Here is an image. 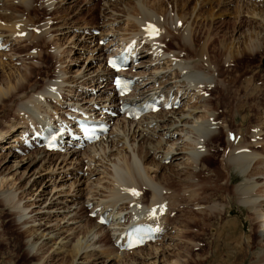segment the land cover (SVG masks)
Here are the masks:
<instances>
[{"label": "bare ground", "instance_id": "bare-ground-1", "mask_svg": "<svg viewBox=\"0 0 264 264\" xmlns=\"http://www.w3.org/2000/svg\"><path fill=\"white\" fill-rule=\"evenodd\" d=\"M59 1L63 4L75 5L77 0ZM113 1L102 0L105 13L101 15L103 22L100 26L85 27L86 25L76 26L59 16L57 13L59 4L55 3V0L38 2L45 10L50 9V12L41 23L31 25H27L30 21L29 19L26 21L24 17L35 12L34 3L37 0H0V39L3 45H7V51L10 52L7 54L5 51H0V115L7 118L1 122L2 127L0 126V148L4 150L0 154L2 155L0 157V199L10 207L15 223L22 228L26 238L24 242L28 247L27 252H31L38 243L41 247L53 250L46 258L42 257L43 255L39 257L43 259L42 264H52V261L54 263L55 257L59 255L63 256L61 264H192L193 255L189 252L193 248L199 250L205 245L199 241L194 244V240L190 239V225L204 222L203 219H195L197 215L202 217L204 213L215 215L222 211L224 213L234 211L236 210L234 201L241 198H244V203H250L251 220L257 229L255 234L258 243H263L264 121L253 127L257 129L252 134L255 144L250 147V145H241L238 135L234 138L232 136V143L230 142L231 134L229 130H225V124L228 121L223 117L220 123L222 126L219 128L224 130L225 137L229 139L220 160V171L226 173L223 175L220 171H214L208 166L210 162H215L214 156L217 152L219 153L215 150H218L220 145H211L210 150L214 151L213 154H208L210 150L206 148L217 138L219 128L215 125L218 123H213L217 119L213 117L210 119L205 113L195 116L198 105L191 107L188 104L198 103L203 93L209 92L208 89L212 93L219 87L228 100L224 107L227 110L226 115H241L245 112L251 116L258 109L261 99H264V80L259 81L257 88L254 76L243 83L239 79L222 77L223 71L220 70L215 56L217 54L219 58L224 57V64H233L239 69L241 64L249 66L243 62L248 61L253 64L258 60V56L264 55V0H238L237 2L241 3L239 6L234 5L236 0H216V6L209 7L208 10L204 8L213 0H130L131 2L123 5L127 11L124 10V14L123 12L115 13L114 9H110L113 7ZM192 2L194 4H190ZM6 3L13 5L7 7ZM231 5H234L230 8L236 15H231L233 21L219 19L224 14L227 16L231 14L226 9L221 10L222 6ZM8 11H12L10 17L7 15ZM5 18L16 19V22L8 24ZM49 19L59 23L56 31L48 25ZM217 19L219 22H216ZM22 20L26 22L23 23L24 28L20 26L21 24L19 25V22H23ZM207 22L210 24L208 25ZM120 24L123 26H115ZM199 25L205 27L204 35L201 36L204 42L199 52H196L200 39L195 32V27ZM214 25H216L215 28L212 27ZM28 26L32 29L31 32H28ZM149 26L158 29V34L153 33ZM231 26L232 29H229ZM244 26L246 30L236 38L238 30ZM94 30H99L97 39L93 35ZM35 31H38L40 35ZM46 31L52 32L47 34ZM85 31L90 36L83 37ZM54 32L63 37L53 36ZM72 33V37L68 39ZM46 36L49 37L46 39ZM168 36H173L177 40L175 51L168 50L167 46L162 47ZM69 40L74 46L88 48L93 61L88 60L87 64L84 63L82 70L77 72L78 75L69 79L63 76L65 74H60L63 73L60 68L56 69L54 76L46 78L43 82L44 86L36 90L32 69H36L35 75H39L41 62L46 57H51L55 64L61 65L60 60L65 53L62 47ZM100 40L106 41V45L100 47L97 44ZM25 43L36 46L33 48L36 49L34 56H30L27 52L22 58L18 56L15 49L26 46ZM88 43L95 44L88 47ZM127 43H134L135 54L144 51L148 54L142 57L145 58L143 59L145 63L138 65V68H141L140 71H137V68L135 72H132V68L128 72L135 79L136 86L127 99L140 103L149 93L161 91L166 94L171 93L174 100L186 98L188 100L186 106L170 112L149 115L137 122L123 118L116 120L115 128L102 142L81 153L70 150L61 155L36 150L28 154L22 149L24 153L19 154L16 150L17 147L21 148L18 137L23 132L31 131L32 127L37 129L42 125L44 119L50 117L53 112L50 109H54L55 106L59 110L67 108L68 111L78 105L88 112L99 114L103 113L105 106L115 107L116 98L110 99L109 81L102 82L98 86L96 83L100 79L106 81L110 76V71L105 66V52H111ZM49 48L53 49L52 54L45 53ZM244 50L248 53H243ZM181 53L184 55L181 56ZM237 55L239 57L235 58ZM2 58L9 59L10 63L12 59L15 63L21 62L23 68H13L7 73L3 70L5 66H9V63L2 62ZM34 61L37 62L36 65L32 63ZM240 82L242 85L238 86ZM26 88H29V91L26 92ZM28 104L31 106L28 107ZM209 105L208 108L207 105L204 107L209 112L217 110ZM57 108L54 110H58ZM65 112L61 111L63 114ZM249 115L244 116V122L246 119L250 121L255 119ZM105 117L108 116L105 115ZM13 128H19V131L8 141ZM177 132H184L182 134L184 136L178 135L176 139ZM185 136L187 140H183ZM260 137L262 139L258 141ZM105 142L108 143L106 148L103 145ZM178 142L181 145H176ZM119 145H121L120 148H118ZM97 146L98 148L101 146L99 150ZM129 147L132 152L136 147L139 160L133 157V161L129 158L132 156L131 152H128ZM202 149L204 153L200 152ZM242 149H249V152L244 154ZM150 152L158 158L157 162L155 159L151 160V163L148 162L147 156H150ZM237 152L242 154H236ZM128 153L130 156L126 158L125 155ZM132 154L134 156V152ZM179 154H182V157H179ZM183 158L184 167L183 169L179 167L181 169L178 170L181 174L177 173L175 177L158 176L157 173L165 169V166L161 164L163 160H169L171 164L174 160ZM196 161H200L202 166L198 172H192L189 169ZM179 165L180 163L176 166ZM22 168L23 172L20 173ZM231 168L238 169L241 173L248 168L251 169L242 174L245 183L233 190L229 189L232 176L228 173ZM29 172H31L29 178L33 177L30 184L32 187L43 181L41 187L44 193L37 194L35 197V200L43 198L40 204H36V201L28 203L34 194L30 196L27 190L15 186L13 177L21 174V177L25 178ZM200 172H208V177L215 178L214 181L217 183L214 186H210L208 182L201 183L198 178ZM69 178H73V182L68 184L66 180ZM219 181L223 183L220 184ZM178 183L181 190L177 187L178 190L174 188L172 192L171 188ZM258 184L259 187H257ZM83 185L85 186L82 187ZM143 187L147 188L151 195L146 205L142 202V195L145 193L142 191ZM47 188L52 189L47 192ZM132 189L138 191V196L129 192ZM208 189L212 190L220 201H225L226 206L223 210L221 204L206 205L205 201L209 200ZM179 198L181 202L177 201ZM260 198L261 201H259ZM23 201L25 203L22 204ZM33 205L35 209L29 211ZM184 206L187 210L179 212L180 217L184 218V225L180 228L183 219L180 220L179 217V227L176 230L173 225V227L170 226L171 221L170 219L168 221L164 213L173 211V218H175L176 208ZM104 210H108V217L114 220L108 228L98 224V217L95 218V222L89 217L94 213L99 216ZM85 219L88 221L87 225H84ZM162 219L169 222V230L173 228L176 230L174 236H169L167 225L163 227ZM233 219L235 218L231 220ZM141 221L152 223L160 231L157 242L130 252L120 251L114 245V241L126 231L130 224ZM220 227V230L216 231L215 238L209 243V248L213 250L210 253L211 257L202 259L201 264L244 263L245 259L237 258L236 255L243 253L242 245L252 249L253 242L247 239L242 241L241 236L238 239L235 221L226 222ZM104 230L109 232L110 236L115 235L114 241L110 243V246H96L102 244ZM98 233L101 234L97 237L98 239L96 237L89 239L90 236H96ZM165 239L171 242V244L168 243L170 251L159 244ZM87 242L93 243L87 244ZM187 243H189L188 252L183 250ZM259 245H263L262 251L257 256L254 255L250 264H264V244ZM90 246L96 249L87 250ZM41 261L37 264H41Z\"/></svg>", "mask_w": 264, "mask_h": 264}, {"label": "rangeland", "instance_id": "rangeland-1", "mask_svg": "<svg viewBox=\"0 0 264 264\" xmlns=\"http://www.w3.org/2000/svg\"><path fill=\"white\" fill-rule=\"evenodd\" d=\"M58 1L59 0H55V3L59 4V9H58V12H57L58 15L64 17L65 19H67L68 22L74 23L76 26H82V25H86L85 27L96 26V25L100 26V24H102V22H103V20L101 19L102 18L101 15L105 13V10L103 9V6H102V3H103L102 0H95V1H91L90 0L89 2H87L88 0H77V1H75V5H73V4H63V2H60V1L58 2ZM237 1L238 0L235 1L234 5H237V6L241 5V3L237 2ZM38 2H40V0H37V2L34 3V11L35 12L24 17L26 19V21H28V19L30 21V22H28L27 25L39 24L44 19H46V17L49 15L48 12H50V9H46L45 10V8L43 6H41L40 3H38ZM129 2H131V1L130 0H114L112 2V4L114 3L115 6L113 4V7H111L110 9H112V10L114 9L115 13L117 12V13L122 14V12H123V14H124V10L126 11V8H124L123 5H125L126 3L128 4ZM190 4H194V2H192ZM216 4H217V1L213 0L210 3L206 4L204 9L208 10V9H210L209 7L216 6ZM10 5L12 7L13 4L12 3H6L7 7H10ZM15 5H16V3H15ZM72 5H73V7H72ZM234 5H231L229 7L228 6L227 7L222 6L221 10L226 9L231 14H229V16L224 14V15H222L221 18L219 17V19H221L223 21L224 20L225 21H227V20L233 21V17H231V15L232 16L233 15L236 16V15L234 14V12L232 13L233 9H231V8ZM117 6H119V7H117ZM7 15L10 17L12 15V11H8ZM219 19H217L216 22H219ZM5 21L8 24H14L13 22H16V19L5 18ZM22 21L23 22H19V25L21 24L20 25L21 27H23V23L24 24L26 23L24 20H22ZM48 21H47L48 25H51L53 27V29L56 31L57 30L56 28H58L59 23L55 22L53 19H49ZM207 24L209 25L210 23L207 22ZM115 26H120L121 27V26H123V24L115 25ZM215 26L216 25H214L212 27L215 28ZM229 29H232V26L229 27ZM27 30H28V32L32 31V29L29 26L27 27ZM245 30H246V26H244V28L238 30V32L236 34V38L238 37V35L240 33L244 32ZM181 31H183V29ZM204 31H205V27H203L202 25L201 26L199 25L198 27H195V32H196L197 36H199V39H200V41L198 42V44L196 46V52H199V49H200V47L202 46V44L204 42V39L203 40L201 39V36L204 35ZM35 32L40 35V33L38 31H35ZM47 32L50 33L52 31H50V32L46 31V33ZM98 32H99V30H98ZM39 35H37V36H39ZM72 35H73V33L70 35V37L68 36V39H70L72 37ZM220 35H222V34H220ZM234 35H235V33H234ZM53 36H55L57 38H62L63 37V35H59V33H57V32H54ZM82 36L83 37H88V36H90V34H87L86 31H85ZM94 36H96V39H97L99 34L96 33V34H94ZM48 37L49 36H46L45 38L47 39ZM167 39H166L165 44L162 45V47H164V46L166 47L167 46L168 50L175 51L176 50L175 45L177 44V40H175L173 36H168ZM70 44H71V42L69 40L62 47L64 49L65 53H64V56L61 57V59H62V60H60V64L61 65L55 64V62L51 60V57H48V58L46 57V58H44V61L41 62V66H40L39 71H38L40 73L39 75H35L37 73L36 69H32V72L34 73L33 82H36V90L41 89L44 86L43 82L45 81V79L53 77L54 73L58 70V68H60V70L63 71V73H60V74H62V75L65 74L63 76L65 78L69 79V78H72L73 76H77L78 75L77 72L82 70V68L84 66V63L87 64L89 61H91V62L93 61L92 60L93 58H91V53L88 51V48L87 49H85V48L83 49L82 47L74 46V44H71V45ZM94 44L95 43H88V47L93 46ZM97 44L100 47H103V46L106 45L105 43L101 44L100 42H97ZM25 45L26 46L18 47L17 49H15L16 53L19 54L18 56H20L22 58L27 53L30 56H34L36 54L35 53L36 49L34 50L33 48L36 47V46H34V45L30 44V43H28V44L25 43ZM7 50L8 49H6L4 51L7 54H9L10 52H8ZM45 53L52 54L53 53V49H50V48L46 49ZM243 53H248V52H247V50H244ZM182 54L183 53H181V56H182ZM263 56L264 55L258 56V60L256 62H254L253 64H252V62H248V61L243 62V63H245V64H247L249 66L241 64L239 69L237 68L236 65L224 64L223 63L224 57H222V58L220 57L219 58L217 56V54L215 56V59H216V61L219 62L220 70L223 71V76L222 77H228V78L232 77V80L239 79L243 83V82L249 81V78L251 76H254V80H255V83H256L255 86L258 88L259 87V81L264 80V64H263L264 57ZM238 57H239V55L235 56V58H238ZM63 58H65V59L63 60ZM45 59H46V61H45ZM143 59H145V58L141 59L142 60L140 62L141 64L145 63L144 62L145 60H143ZM1 60H3L2 62H4V63H9L8 64L9 66L8 67L5 66V68L3 70L5 72L7 71V73L13 68H21V69L23 68L21 62L15 63V62H13L14 59L11 60L12 63H10V60L7 59V58H2ZM32 63H34L36 65L37 62L34 61ZM137 68H138V66H137ZM139 69L141 70V68H138V71H140ZM103 81H104L103 79L98 80L97 83H96V86L101 84ZM241 82L238 83V86L242 85ZM211 87H212V84H211ZM27 91H29V88L28 89L26 88V92ZM207 91H209V92H206L205 94L203 93V95L201 96L202 99L200 98V101L198 103L195 102V103L192 104V102H191V103L188 104L189 106L191 105V107L195 106V104H196V107L198 105V109L194 113L195 116H200L201 114L205 113V114H207L210 117V119H213V118L217 119L216 121L214 120L213 123H215V124L218 123V125L214 124L218 128L222 126L220 123H221V121H222V119L224 117L225 118L224 120L228 121L225 124V130H229V134H231V136H230V138H231L230 142L231 143H232V139L238 135V138L241 139V142H240V144L242 143L241 145H243V146L250 145V147H251V145H254L255 144V139L252 138V134L255 133L257 129H254L253 127H256V125L258 123L264 121V99H261L260 105H259L258 109L254 113L255 117H254V114L251 115L252 118H255V119L253 121H250L249 119H246L245 122H244V116L245 115H249L248 113L243 112V113H241V115L232 114V116L226 115L227 110L224 107H226V102L228 100L225 98V96H223L224 94H222V91H221V89L219 87L216 88L215 92L211 93L210 89H208ZM85 92L87 94V91H85ZM89 96L90 95H88V97ZM187 101H188L187 99L184 100V103H183L182 107L185 104H187ZM208 104L211 105V106L209 105L211 108L213 107V109H217V110L214 111V112H212V111L209 112L208 109H207L208 108ZM205 105H207V108H204ZM30 106L28 104V107H30ZM53 106H55V104H53ZM57 106H59V105H57ZM200 110L203 111V112H201ZM205 110H206V112H205ZM234 115H236V116H234ZM5 120H7V118L2 116V114H1L0 115V126L2 124L1 122H4ZM228 127H229V129H228ZM18 131H19V128H13L11 134H9V136H8V139H9L8 141H10L12 138H14L13 136H15L18 133ZM218 131L219 132L216 135L217 138L213 142H210L209 146L206 147L207 150H210L211 149V145H218V146L220 145L218 150H215L216 152L219 151V153L217 152V154L214 156L215 157V160H214L215 162H210L209 165L207 163L208 166L212 167V169L214 171L217 170V172L220 171V160L222 159L221 158L222 151H225L226 142L229 140V139H227V137H225L226 135L224 133V130H222V128H219ZM182 134H184V132L183 133H181V132L178 133L177 132L176 135H175L176 139L178 138V135L184 136ZM187 136H185L183 140H185V139L187 140ZM232 136H233V138H232ZM112 139H114V138H112ZM261 139L262 138L260 137L258 139V141H261ZM179 142L176 145H178V146L181 145V143H179ZM103 145L106 148L108 143L105 142V144H103ZM109 145H110V143H109ZM120 147H121V145L118 146V148H120ZM97 148H98V146H97ZM99 148H98V150H99ZM130 148L131 147H129V151L128 152L129 153L131 152L130 154L132 156H130V154L128 153L127 155H125L126 158L128 156H130L129 158H131V159L134 157L133 159H136V160L138 159L139 160L140 158H139L138 153L136 152V147H134L135 150H133L134 156H133V154H132L133 152H132V150ZM1 150L2 149L0 148V152H1L0 154H2L4 152V150H2V151ZM248 150L249 149H242V151L245 152L244 154L248 153L249 152ZM200 152L204 153L205 151H204V149H202ZM28 153H32V152H28ZM207 153L208 154L209 153L213 154L214 151L210 150V152L208 151ZM123 154H125V153L123 152ZM236 154H242V153H238L237 152ZM181 155L182 154H179V157H182ZM1 156L2 155H0V157ZM147 158H148L147 159L148 162L150 161V163L152 162L151 160H153V159H155L156 162L158 161V158L154 157L152 153L150 154V156L148 155ZM131 159H129V161ZM183 161H184V158L182 160L181 159H177V160H174L173 162H171V164H170L169 160H163L161 162V164L165 166V169L160 171V172H158L157 173L158 176L159 177L160 176H168V177H173L174 176L175 177L177 173L181 174V172H178V170H180L181 168L183 169V167H184L182 165ZM199 162L200 161H196V163L194 162L195 164L193 163L194 165H192V168H190L189 170L192 171V172H198L199 169L201 168L200 166H202L201 162L200 163ZM10 163H12V162H10ZM179 163H180V165L176 166ZM179 167H181V168H179ZM249 168L247 170L243 171V173L246 172V171L248 172L249 170H251ZM101 169L102 168H100V170ZM84 170H85V168H84ZM22 172H23V168L20 169V173H22ZM220 173L223 174V175H226V173H224L222 171H220ZM243 173H241V171H239L238 169L231 168L229 170L228 174L230 176H232L231 180L229 182V189L230 190H233L234 188H237V187H241L245 183V181L243 180V175H242ZM78 174L81 175L82 173H78ZM29 175H31V172H29L28 176H26L25 178H22L21 174L18 175L17 177L14 176L13 178H14V181L16 182L15 186H20V187L23 188V190H27L29 192L30 196L34 194V196H32V198H31V201L28 202V203H34L36 201L35 202L36 204L37 203L40 204L43 201V198L35 200V197H36L37 194L44 193L42 191L43 187H41L43 181L39 185H36V186L32 187L30 184H31V181L33 180V177L29 178ZM208 176H209L208 172H202V173L200 172L198 174L199 181L201 183L208 182L210 186H214L217 183V182L214 181L215 178H209ZM94 179H95V177H94ZM72 180H73V178H69V179L66 180V182L69 184V182L70 183L73 182ZM28 181H29V184L26 185ZM191 181L194 182L193 180H191ZM219 182H220V184L223 183L222 181H219ZM15 186L12 187V188L14 189ZM84 186L85 185H83L82 187H84ZM178 186H179V183H178V185L176 184L175 187L171 188L172 192H173L174 188H175L174 190H178V188H179V190H181L180 187H178ZM259 186L260 185L258 184L257 187H259ZM38 189H40V190L38 191ZM47 189H46L47 192H49V191H51L50 189H52V188H47ZM146 189H145V187L142 188V191L145 192L142 195L143 196V201L142 202H143L144 205L148 204L149 201H150V198H151L150 192L147 191ZM171 189H170V191H171ZM208 190L209 191H207V192L209 194V196H208L209 200L205 201L206 205H208V203L210 205H212L213 203H215L216 205L217 204H221V206L223 205L221 207V209L223 210V208L226 206L225 205V201L224 200H223V202L220 201L218 199V197L215 196L212 193V190H210V189H208ZM175 192H178V191H175ZM18 193H17V195H18ZM241 199H236V201H234L235 207H236V210H234V211H228V212H225V213H224V211H222V213H215V215H212V213H204L202 217L200 215H197V218H195V219H203L204 222H196V223H192L190 225L191 226L190 239L194 240V244H196V242L199 241V242L204 243L205 245L203 247H201L199 250H196L195 248H193L189 252V253H191L193 255L192 262H191L192 264H195V263L201 264L202 262H200V261L202 259L211 257L210 253H212L213 250H211L209 248V243L215 238V234H216L217 229L220 230V228H221L220 226H223L224 224H226V222H232V221H235L237 223V229H238L237 237H238V239L241 236L242 237V241H243V239H247L249 242H251V241L253 242L252 249H250V248L248 249L244 245H242L243 253L241 255H238V254L236 255L237 258H244L245 259V262L242 263V264H250L251 260L254 259V255L256 254V256H257L259 253H261L263 245H259V244H264V242L263 243H258L256 234H255V231L257 229H256V226H255L254 222L251 220L252 219V215L250 213V211H251L250 205H249L250 203L246 204V203H244V198H241ZM39 200H40V202H39ZM245 200H248V199L245 198ZM261 200L262 199L260 198L259 201H261ZM24 201L22 202V204L25 203ZM177 201L181 202L182 200L179 198ZM183 208H181V207H179V208L177 207L176 208L175 212H177V213L175 215L176 216L175 218H173V215H174L173 211L164 213L165 214L164 216L167 217V219L171 217L170 218V221H171V225L170 226L173 225L176 230H177V227H179V224H178L179 223L178 218L180 217V213L179 212L181 210H184V211L187 210L186 207H185V209H183ZM34 209H35V206L33 205V207L29 208V211L30 210H34ZM240 211L242 213H240ZM10 212H11L10 211V207L6 206V204H4L2 202V200L0 199V264H37L41 260H43V259H40L39 257H41L43 255L42 257L46 258L48 255H50L53 250L47 249L46 247H41L40 243H38L37 246L33 250H31V252H29V251L27 252L28 247L25 245V242H24L26 240V238H25V236H24V234L22 232V228H20V226L15 223V218H14L13 214L10 213ZM232 218H235L236 220L235 219L231 220ZM182 219H183V222L180 223V228H182V226L184 225V218L180 217V220H182ZM91 220L93 222H95L94 221L95 219L91 218ZM173 222H174V224H173ZM218 222H219V224H221L220 226H219ZM87 223H88V221L85 219L84 225H87ZM52 224H54V223H52ZM176 230H174V228L172 230L168 229V231L170 233L169 236H174V234H176ZM97 235L96 236H90L89 239H91L92 237H96V239H98L97 237H99L101 234L98 233ZM104 235L105 236H104V238H103V240L101 242L102 244H97L96 246H98V245H102L103 247L110 246V243H112L111 238L112 239L115 238V235L110 236L109 232L107 233L106 230H104ZM80 238H81V236H80ZM160 242H161V243H159L160 246H163L165 249H167L169 247V244H171L170 240H168V239H165L164 241H160ZM176 242H177V240H176ZM91 243H93V242H91ZM91 243L87 242V244H91ZM159 244H157V245H159ZM185 245L186 246L183 248V250L188 252L189 251V249H188L189 248V243H187ZM93 248H94V246H93ZM93 248H92V246H90V249L88 248L87 250H92ZM94 249H96V248H94ZM167 250L170 251L171 248L170 249L168 248ZM38 258H39V260H38ZM11 260H12V262L10 263ZM62 260H63V256L59 255V256L55 257L54 263H53V261L51 263L52 264H59V263L61 264ZM42 262L43 261H41V264H42Z\"/></svg>", "mask_w": 264, "mask_h": 264}, {"label": "snow or ice", "instance_id": "snow-or-ice-1", "mask_svg": "<svg viewBox=\"0 0 264 264\" xmlns=\"http://www.w3.org/2000/svg\"><path fill=\"white\" fill-rule=\"evenodd\" d=\"M149 27L151 28V30H152L153 33H157V34H158V32H159L158 29H155L154 26H149ZM110 63H111V62H110ZM131 194H133V195H138V193H136L134 190L132 191Z\"/></svg>", "mask_w": 264, "mask_h": 264}, {"label": "water", "instance_id": "water-1", "mask_svg": "<svg viewBox=\"0 0 264 264\" xmlns=\"http://www.w3.org/2000/svg\"><path fill=\"white\" fill-rule=\"evenodd\" d=\"M263 64H264V60H263Z\"/></svg>", "mask_w": 264, "mask_h": 264}]
</instances>
